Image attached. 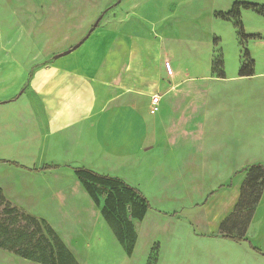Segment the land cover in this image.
<instances>
[{"label":"rangeland","instance_id":"obj_1","mask_svg":"<svg viewBox=\"0 0 264 264\" xmlns=\"http://www.w3.org/2000/svg\"><path fill=\"white\" fill-rule=\"evenodd\" d=\"M237 1L264 5V0H0V67L10 69L1 74L11 84L7 91L0 92V97L18 98L12 103L6 100V104H0V163L22 171L18 181L23 186L28 181L30 186L34 182V161L47 162L60 154L48 152L46 147L50 135L57 129H48L46 110L34 101L38 95L34 90L35 70L52 65L58 69L70 68L91 50L96 52L95 66L109 58L118 36L130 37L144 54L140 57L135 54L131 68H125L120 76L118 87L103 86L91 79L86 81L84 86L96 96L91 114L99 116L111 106L125 103L124 98H115L128 93L136 111H147L153 116L160 108L155 114L150 103L152 105L155 96H161L167 99L165 114L178 112L173 119L165 116L156 122L161 136L164 131L173 134L172 141L166 144L163 136L159 142L145 144H155L150 153L136 151L119 161L105 153L102 164L95 167L89 162L67 163L72 169L80 166L102 175L121 174L122 181L147 196L158 215L164 211L169 214L181 211L172 220L164 219L167 223L154 218V211H150L151 217L144 229L142 223L133 221L137 244L128 264H160L162 255L161 264H225L223 248L186 244L191 240L182 236H178L182 241L179 243L175 235L180 232L185 235L188 229L189 235L195 232L202 236L200 231L196 232L197 224L191 221L205 223L202 206L206 196L220 186H228L238 169L220 166L218 161H214L215 167L193 169L176 167L174 162L195 144L199 150L200 145L207 146L203 140L193 142L192 133V139H186L187 131L197 125L201 127L200 118L206 113L218 117L224 128L227 127L225 122L233 116L253 121L264 117V17L252 10L241 11L244 33L254 35V39L244 42L239 38L235 21L216 17L218 13L230 11ZM94 25L93 32L79 48L55 58L78 45ZM246 51L254 61L255 74L241 81L239 70L245 62L249 63ZM220 62L222 64H217ZM221 71L224 79L218 77ZM110 95L112 100L106 101V96ZM173 96L177 97L176 104L170 100ZM206 97V103H211L205 112L206 105L201 100ZM196 98L198 103H193ZM260 125V129L264 128L261 121ZM220 130L222 128L217 131ZM235 139L233 145L236 141L239 145L250 140L244 135ZM209 141L210 148L213 144L218 148L223 144L220 134L210 137ZM214 151L218 160V153ZM134 164L139 169H133L132 185L126 178ZM227 201L228 197L223 198L218 210ZM82 214H86L82 215L85 224L78 235L81 239H90L95 216L90 211ZM54 221L58 222V217H54ZM138 231L142 233L141 244ZM153 236L156 237L148 242ZM95 251L92 258L96 264H122L118 251L109 244L104 243ZM246 262L261 264L249 256Z\"/></svg>","mask_w":264,"mask_h":264},{"label":"crops","instance_id":"obj_2","mask_svg":"<svg viewBox=\"0 0 264 264\" xmlns=\"http://www.w3.org/2000/svg\"><path fill=\"white\" fill-rule=\"evenodd\" d=\"M138 50L136 43L130 37L124 39L118 36L109 58L102 59L95 66L96 52L91 50L86 57H79L77 64L70 68L58 69L55 65L48 68L38 67L39 69L35 70L36 74L34 75V90L38 95L34 97V101L40 103L46 110L44 116L48 129L54 127L57 129L50 135V144H46L47 150L48 152L58 151L60 154L57 153L47 162L34 161V182L30 183V186L27 185L28 181L25 182L26 186H23L19 182L20 180L18 181L22 171L0 163V190L5 199L25 213L45 220L56 232L77 264H96L92 257L96 253L95 250H98L104 243L118 251L122 264H128L127 261L132 256L126 255L112 229L104 220L100 208L92 201L77 179L74 169L67 162H89L95 167L102 164L105 153L111 154L115 160L119 161L131 156L136 151V153H150L152 148L155 149V144H145L159 142L163 136V141L166 144L172 141L173 134L164 131L161 136V132L157 131L156 122L165 116L176 117L178 112L175 110V112L171 111L165 114L163 110L167 99H163L161 96H159L158 106L160 111L153 116L147 111L143 113L136 111L132 101L129 100L130 95L128 93H123L115 98V100L124 98L125 103L121 102L119 105L111 106L109 110H105L99 116L91 114L92 107L96 103V96L90 88L84 86L86 81L91 79L103 86H117L125 68L130 69L135 61V54L137 56L144 54L143 51ZM137 60L140 61L138 58ZM9 71L10 69L0 67V92L3 90L5 92L10 88V81L5 80L4 74H1ZM241 78L244 77H239V79ZM241 81L245 80L241 79ZM13 97L8 99L0 97V104H6V100L12 103L18 99ZM105 99L109 101L112 100V97L111 95L106 96ZM170 100L174 104L178 102L175 96L170 97ZM197 100L196 98L193 103H198ZM207 100V97L201 100V103L206 105L205 112L211 103H206ZM262 118L253 121L243 116H233L225 122L227 127L224 128L223 123H219L218 117L207 116L206 113L200 118L201 127L197 125V127L187 131L186 139L193 137V142L203 140L207 146L200 145L201 150H199V146L195 144L194 148L182 155L180 154L179 159L174 162L176 167L193 169L215 167L214 161H218L220 166L238 169L232 174L228 186H220L218 190L212 191L206 196L202 206L203 215H206L205 223H198V220L191 221L198 225L195 226L196 232L200 231L202 236L200 237L195 232L189 235L188 229L185 235L182 232L175 235L179 243L182 242L179 240V237L182 236L191 240L186 244L193 242L194 245L201 244L209 249L223 248L226 256L224 258L225 264H247L246 258L248 256L264 264V190L247 229L246 239L248 242H233L218 236L220 224L233 212L238 202L240 190L247 174L244 169L253 165L264 166V128L260 129V121L264 126V117ZM219 128H222V131H217ZM202 129L204 130L202 131ZM217 134L222 136L223 144L221 143L220 148L214 144L210 148L209 138ZM242 135L247 136L250 140L239 142V145L236 141L233 145V141L236 140L235 137H242ZM214 149V152L218 153V160L212 153ZM132 161L135 160L132 159ZM136 168L139 169L134 164L132 169L127 171L128 179L126 178V180L130 184H134L132 181L134 176L132 175L134 174L133 169L136 171ZM85 169L91 170L88 167ZM18 175L20 176L18 177ZM116 175L120 180L124 178L119 173ZM131 187L138 189L134 186ZM207 187L209 188V185ZM144 196L147 198L146 195ZM225 197H228L227 203H224L218 210L220 201H223ZM82 210L93 212L95 216V225L92 226L91 230L87 227L92 234H90V239L86 237L81 239L78 235L85 224L82 215L86 214H82ZM150 211H154L153 217L158 218L157 220L162 223H167L164 219L172 220L178 215V212H181L175 210L169 214L163 210L164 213L158 215L151 207L143 221L138 222V224L142 223V229L145 228L151 217ZM54 217H58V222L54 221ZM162 236L159 237H166L165 235ZM154 237L156 236L150 238L148 242ZM142 240V233L138 231V243ZM249 243L252 247L259 249L260 252L253 251ZM162 257L163 255L160 264ZM17 262L38 264L21 258L11 251L0 249V264H16Z\"/></svg>","mask_w":264,"mask_h":264},{"label":"trees","instance_id":"obj_3","mask_svg":"<svg viewBox=\"0 0 264 264\" xmlns=\"http://www.w3.org/2000/svg\"><path fill=\"white\" fill-rule=\"evenodd\" d=\"M242 10H252L264 17V5L241 1L235 2L227 13H218L216 17L222 21H235L239 38L244 42L254 39V35L244 33L240 22ZM245 57L249 63L245 62L241 66L239 77H253L254 61L250 59L248 51L245 52ZM218 77L224 79V72L221 71ZM74 173L95 205L101 208L104 220L112 229L126 255L131 257L137 243V232L133 221H143L151 208L148 199L138 189L118 178L101 175L85 168H76ZM246 173L233 212L219 226L218 236L233 242H248L247 229L264 190L263 165H253L246 169ZM234 231L237 233L234 234ZM249 245L253 251L260 252L250 243ZM0 249L11 251L21 258L38 264H77L45 220L33 217L14 206L5 199L1 190Z\"/></svg>","mask_w":264,"mask_h":264},{"label":"water","instance_id":"obj_4","mask_svg":"<svg viewBox=\"0 0 264 264\" xmlns=\"http://www.w3.org/2000/svg\"><path fill=\"white\" fill-rule=\"evenodd\" d=\"M96 27V25H94V27L89 31L88 35L76 46H74L72 49H70L69 51L63 53L62 55H59L57 57H55L56 59H58L59 57L65 56L71 52H73L74 50H76L77 48H79L87 39L88 37L91 35V33L93 32L94 28Z\"/></svg>","mask_w":264,"mask_h":264},{"label":"built area","instance_id":"obj_5","mask_svg":"<svg viewBox=\"0 0 264 264\" xmlns=\"http://www.w3.org/2000/svg\"><path fill=\"white\" fill-rule=\"evenodd\" d=\"M168 69L171 71L170 65H168ZM159 100H160L159 96H155L152 100L151 110L153 113H155L158 110Z\"/></svg>","mask_w":264,"mask_h":264}]
</instances>
